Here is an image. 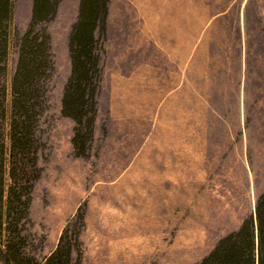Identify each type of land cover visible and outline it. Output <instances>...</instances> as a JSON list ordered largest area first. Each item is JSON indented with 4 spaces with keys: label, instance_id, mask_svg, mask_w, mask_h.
I'll return each mask as SVG.
<instances>
[{
    "label": "rangeland",
    "instance_id": "374dc122",
    "mask_svg": "<svg viewBox=\"0 0 264 264\" xmlns=\"http://www.w3.org/2000/svg\"><path fill=\"white\" fill-rule=\"evenodd\" d=\"M12 1L8 81L32 7V0ZM108 2L109 21L107 13L94 35L99 84L83 156L71 143L74 122L61 114L79 0H58L38 26L49 37L52 68L41 83L35 163L30 154L12 157L4 139L5 186L12 171L31 186L18 225L22 251L38 264L60 245L69 246L70 264L197 263L254 213L264 192V0ZM155 16L169 23L146 19ZM151 29L159 31L160 55H170V86L185 63L197 67L192 78L199 67L206 78L190 88L191 101L190 90L172 89L170 104L138 105L127 119L97 115L103 70L114 58L134 65L132 41ZM194 56L205 66L188 61Z\"/></svg>",
    "mask_w": 264,
    "mask_h": 264
},
{
    "label": "trees",
    "instance_id": "16d2710c",
    "mask_svg": "<svg viewBox=\"0 0 264 264\" xmlns=\"http://www.w3.org/2000/svg\"><path fill=\"white\" fill-rule=\"evenodd\" d=\"M57 3L58 0H32L30 21L17 39L15 70L8 81L13 1L0 0V264H38L22 251L18 228L26 215L31 186L19 184L13 171L11 184L5 186L4 139L9 141L12 157L30 154L35 163L34 134L44 98L41 83L52 68L49 37L38 26L54 16ZM107 4L108 0H79L77 19L69 35L71 72L63 88L61 114L74 122L71 143L76 156L85 155L92 135L99 84L94 35L105 22ZM44 264H70L69 246L56 247ZM194 264H264V192L255 202L254 213Z\"/></svg>",
    "mask_w": 264,
    "mask_h": 264
},
{
    "label": "crops",
    "instance_id": "0c3cea01",
    "mask_svg": "<svg viewBox=\"0 0 264 264\" xmlns=\"http://www.w3.org/2000/svg\"><path fill=\"white\" fill-rule=\"evenodd\" d=\"M110 9L111 4L108 2L107 21H109L111 13ZM146 19H149V22L155 25L158 24L159 19L168 23L170 20L167 16L146 17ZM149 31L148 33L143 32L144 35L140 32V36L135 37L132 41L136 49L134 65L129 67V65L124 64L127 61L119 62L121 58H119L120 60L111 58V60L113 59L111 68L103 70L99 85L100 90L98 89L97 92V115L102 111L111 118L118 116L121 119H127V115L134 113L136 110L134 107L141 105L143 111L149 108L152 109L154 106L163 103L160 98L167 99L165 100L166 103L170 104V97L174 98L172 95L173 90H179L180 88L190 90L192 85L195 87L193 89H196L197 83L204 77L206 78L207 70H201L200 67L198 68V75L193 71L194 77L192 78L191 69L197 67L196 65L186 66L185 63L180 67L182 70L179 71L178 83L170 86V73L173 74L170 72V55H160L158 29ZM140 37L142 39L138 40ZM188 61L198 62L199 65L204 66L206 64V61L202 62L197 56L190 57ZM188 93V99L191 101V90ZM193 100L198 104L205 103L204 98L201 96L197 98L193 95Z\"/></svg>",
    "mask_w": 264,
    "mask_h": 264
}]
</instances>
